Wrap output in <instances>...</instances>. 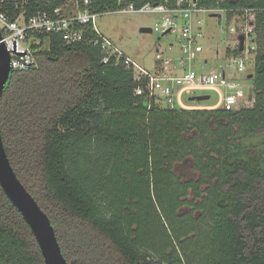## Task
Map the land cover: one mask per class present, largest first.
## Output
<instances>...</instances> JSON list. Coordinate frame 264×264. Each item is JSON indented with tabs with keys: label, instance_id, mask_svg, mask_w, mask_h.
Listing matches in <instances>:
<instances>
[{
	"label": "trees",
	"instance_id": "1",
	"mask_svg": "<svg viewBox=\"0 0 264 264\" xmlns=\"http://www.w3.org/2000/svg\"><path fill=\"white\" fill-rule=\"evenodd\" d=\"M117 1L75 0L93 12ZM197 1L254 11L253 105L150 103L131 70L102 62L90 33L71 45L51 34L38 66L10 75L4 144L69 264H264V0ZM186 162L194 177L177 173ZM0 264H44L1 185Z\"/></svg>",
	"mask_w": 264,
	"mask_h": 264
},
{
	"label": "built area",
	"instance_id": "2",
	"mask_svg": "<svg viewBox=\"0 0 264 264\" xmlns=\"http://www.w3.org/2000/svg\"><path fill=\"white\" fill-rule=\"evenodd\" d=\"M45 0H0V55L1 49L10 55L13 70H28L39 64L38 53L50 48V35L62 37L65 45L82 41L87 33L92 34L88 43L98 47L102 62L122 65L131 70L139 82L137 94L146 96L150 103L159 106L193 108H218L228 110L253 105L249 95L250 88H244L241 79L247 78V67L252 65L257 44L255 43V14L252 9L241 7L201 6L197 0H149L138 3L136 0H118L115 8L93 12L88 8L80 9L77 2L72 11H65V5L54 10L37 2ZM48 1L46 6H48ZM89 4V0H85ZM114 12L137 13L157 12L163 17L155 23L152 31L162 33L177 32L182 50L181 56H167L159 48L156 52L153 69L140 65L118 44L103 33L98 19ZM207 13L219 19L220 31L236 35L234 45L226 48L224 60L227 67L208 70V58L203 59V69L197 71L190 62L198 61L205 49L202 39L204 21L200 14ZM226 13L236 24H223L222 15ZM244 35L243 49H240V35ZM212 36L211 34H209ZM252 37L254 44L246 45ZM171 44L169 48L171 49ZM237 49L238 51H234ZM219 54V52H218ZM253 55V56H252ZM252 56V57H251ZM240 74L246 73L245 76ZM142 80L145 85L141 84ZM215 91L218 100L213 104H197L185 98L187 93Z\"/></svg>",
	"mask_w": 264,
	"mask_h": 264
},
{
	"label": "rangeland",
	"instance_id": "3",
	"mask_svg": "<svg viewBox=\"0 0 264 264\" xmlns=\"http://www.w3.org/2000/svg\"><path fill=\"white\" fill-rule=\"evenodd\" d=\"M75 4V0L68 1L65 4V11H72ZM162 17V13L157 12H114L101 16L98 19V26L103 33L113 39L119 47L133 57L140 65L153 69L158 48L161 51H164V54L169 57L182 55L177 32L163 34L161 31H141L142 27L152 28L157 21L162 19ZM199 17L204 21L203 31L205 33V38L202 39V43L204 44L205 49L200 53V58L198 59L199 63L194 60L190 62L191 66L194 67L196 64L194 68L197 71H200L204 68L203 59L208 58L209 62L206 66L208 70L218 68L219 65L227 67V62L224 60L225 50L228 46L234 45L236 35L228 33L227 31L221 32L219 19L216 17H211L207 13H202ZM222 23L232 25L236 24V21L224 13L222 15ZM171 44L173 47L170 49L169 46ZM253 44L252 37H248L246 39V45L252 46ZM252 71L253 67L249 64L246 73L249 74L252 73ZM246 73H239V75L245 76ZM241 81L244 88L246 87L249 89L252 85V79L250 78H243ZM204 93L210 94L211 97L204 101L203 105L213 104L218 100V94L215 91H197L196 94ZM189 96H191V94L187 93L185 98L188 99ZM175 169L178 174L185 177L191 178L195 176L192 162L180 163ZM184 208L187 209V206Z\"/></svg>",
	"mask_w": 264,
	"mask_h": 264
},
{
	"label": "water",
	"instance_id": "4",
	"mask_svg": "<svg viewBox=\"0 0 264 264\" xmlns=\"http://www.w3.org/2000/svg\"><path fill=\"white\" fill-rule=\"evenodd\" d=\"M141 31L151 32V27H142ZM165 34V33H163ZM240 49H243L245 36H239ZM50 49V48H49ZM13 69L10 64V55L1 49L0 55V103L3 93L10 80ZM253 74L248 77L252 78ZM211 97L210 94H194L189 96L190 101H206ZM0 185L4 192L22 214L28 225L30 226L35 238L40 246L44 257V264H69L65 257L61 245L59 243L55 227L43 210L37 199L27 189L24 183L17 175L10 158L8 156L1 128H0Z\"/></svg>",
	"mask_w": 264,
	"mask_h": 264
}]
</instances>
